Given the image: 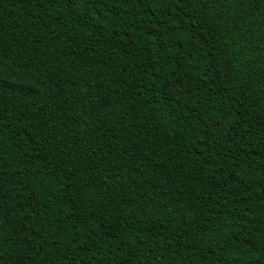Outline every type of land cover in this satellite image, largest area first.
<instances>
[{
    "label": "trees",
    "instance_id": "trees-1",
    "mask_svg": "<svg viewBox=\"0 0 264 264\" xmlns=\"http://www.w3.org/2000/svg\"><path fill=\"white\" fill-rule=\"evenodd\" d=\"M0 264H264V0H0Z\"/></svg>",
    "mask_w": 264,
    "mask_h": 264
}]
</instances>
